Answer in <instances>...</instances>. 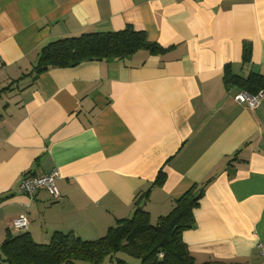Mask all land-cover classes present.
I'll return each instance as SVG.
<instances>
[{
	"label": "crops",
	"instance_id": "crops-1",
	"mask_svg": "<svg viewBox=\"0 0 264 264\" xmlns=\"http://www.w3.org/2000/svg\"><path fill=\"white\" fill-rule=\"evenodd\" d=\"M128 26L164 52L30 74L50 41ZM0 51V252L22 213L37 243L96 240L211 179L183 233L195 260L263 263L264 96L238 103L225 75L264 74V0H0ZM55 169L62 199L20 189Z\"/></svg>",
	"mask_w": 264,
	"mask_h": 264
},
{
	"label": "trees",
	"instance_id": "trees-1",
	"mask_svg": "<svg viewBox=\"0 0 264 264\" xmlns=\"http://www.w3.org/2000/svg\"><path fill=\"white\" fill-rule=\"evenodd\" d=\"M141 50L153 54L165 49L148 41L144 31L132 26L120 31L63 37L40 49L30 74L37 76L52 68L76 67L95 60L128 59ZM243 56L245 63L251 61V45L245 46ZM225 82L228 87L237 85L250 94L264 91L261 73L242 76L227 68ZM164 181L165 173L161 170L155 184ZM210 182L211 179L194 185L157 222H152L149 212L138 207L131 217L118 220L96 240H85L74 232H57L50 243L42 244L28 231L10 233L1 245L0 264H105L108 260L115 264H230L218 260L198 263L183 238V233L195 225V209ZM148 192H144L137 204ZM120 253L132 260L120 257Z\"/></svg>",
	"mask_w": 264,
	"mask_h": 264
},
{
	"label": "built area",
	"instance_id": "built-area-1",
	"mask_svg": "<svg viewBox=\"0 0 264 264\" xmlns=\"http://www.w3.org/2000/svg\"><path fill=\"white\" fill-rule=\"evenodd\" d=\"M4 65H5V60L0 51V73ZM263 96H264V91H260L257 94H250L247 91H242L235 96V100L238 103L246 104L251 109H256L261 104ZM58 176H59V171L56 169L41 175L25 176L21 180L20 189L22 190V192L28 195H34L36 192L43 189L50 190L51 192H53L54 197L57 200H60L62 199V196L61 194H59L55 183ZM29 226H30V218L27 213L20 214L12 222V227L15 232L28 231ZM245 264H251V263H245ZM262 264H264V261Z\"/></svg>",
	"mask_w": 264,
	"mask_h": 264
},
{
	"label": "rangeland",
	"instance_id": "rangeland-1",
	"mask_svg": "<svg viewBox=\"0 0 264 264\" xmlns=\"http://www.w3.org/2000/svg\"><path fill=\"white\" fill-rule=\"evenodd\" d=\"M120 257H126L127 259H129V261H131L132 259L130 258V257H128V256H126V255H123V254H118ZM114 261H115V259H114ZM132 262H134V261H132ZM80 264H90V263H85V262H81ZM105 264H109V260L105 263ZM115 264V263H114Z\"/></svg>",
	"mask_w": 264,
	"mask_h": 264
}]
</instances>
